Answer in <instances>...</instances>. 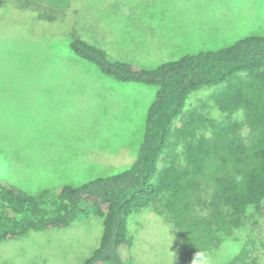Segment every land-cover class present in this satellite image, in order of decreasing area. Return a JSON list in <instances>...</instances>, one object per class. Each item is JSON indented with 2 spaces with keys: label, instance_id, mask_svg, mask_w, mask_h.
Returning <instances> with one entry per match:
<instances>
[{
  "label": "rangeland",
  "instance_id": "374dc122",
  "mask_svg": "<svg viewBox=\"0 0 264 264\" xmlns=\"http://www.w3.org/2000/svg\"><path fill=\"white\" fill-rule=\"evenodd\" d=\"M48 1L0 4V179L29 194L126 169L156 94L154 85L115 81L77 57L69 47L71 31L84 28L90 43L111 58L142 68L264 34V0ZM205 89L191 94V104L203 103L204 112L220 120ZM51 91L60 106L24 112L23 102ZM150 211L128 218L133 238L124 263L191 264L194 257L171 223ZM101 230V219L88 207L69 226L2 241L0 264H81ZM238 249L231 241L221 244L209 252L211 264H228ZM257 258L242 264H264V249Z\"/></svg>",
  "mask_w": 264,
  "mask_h": 264
},
{
  "label": "trees",
  "instance_id": "16d2710c",
  "mask_svg": "<svg viewBox=\"0 0 264 264\" xmlns=\"http://www.w3.org/2000/svg\"><path fill=\"white\" fill-rule=\"evenodd\" d=\"M68 36L72 52L102 74L157 87L143 134L132 163L114 175L37 194L0 179V243L69 226L89 207L102 230L81 264H125L133 238L128 218L151 210L171 223L190 256L231 241L239 249L228 264L257 262L264 249V34L155 68L111 58L90 43L84 28ZM201 88H208L220 120L205 113L203 103L191 104V94Z\"/></svg>",
  "mask_w": 264,
  "mask_h": 264
},
{
  "label": "crops",
  "instance_id": "0c3cea01",
  "mask_svg": "<svg viewBox=\"0 0 264 264\" xmlns=\"http://www.w3.org/2000/svg\"><path fill=\"white\" fill-rule=\"evenodd\" d=\"M51 94H52V91L51 92H44L41 95L42 98L27 100V101L23 102L22 105L25 108L24 112H27L28 115L29 114L34 115V114H38V113L47 112L46 110L60 106V103H62V102H57V101L51 100L50 99ZM56 95L59 98H61L59 92H57Z\"/></svg>",
  "mask_w": 264,
  "mask_h": 264
},
{
  "label": "clouds",
  "instance_id": "9594fccd",
  "mask_svg": "<svg viewBox=\"0 0 264 264\" xmlns=\"http://www.w3.org/2000/svg\"><path fill=\"white\" fill-rule=\"evenodd\" d=\"M239 179L240 177H237V180ZM191 264H211V258L205 251L198 250L194 255Z\"/></svg>",
  "mask_w": 264,
  "mask_h": 264
}]
</instances>
